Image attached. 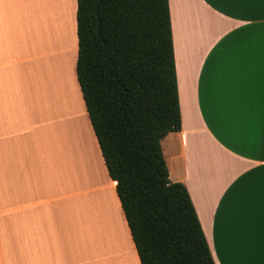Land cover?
<instances>
[{"label": "crops", "instance_id": "0c3cea01", "mask_svg": "<svg viewBox=\"0 0 264 264\" xmlns=\"http://www.w3.org/2000/svg\"><path fill=\"white\" fill-rule=\"evenodd\" d=\"M68 3L60 13L65 0H0V264H141L70 76L76 0L73 24ZM37 4L42 47L31 51ZM168 6L181 118L161 140L169 178L186 186L214 264H264V0ZM31 61L43 84L34 107L43 100L61 117L73 107L79 130L67 142L39 133Z\"/></svg>", "mask_w": 264, "mask_h": 264}, {"label": "trees", "instance_id": "16d2710c", "mask_svg": "<svg viewBox=\"0 0 264 264\" xmlns=\"http://www.w3.org/2000/svg\"><path fill=\"white\" fill-rule=\"evenodd\" d=\"M76 77L141 264H214L161 140L181 125L168 0H76Z\"/></svg>", "mask_w": 264, "mask_h": 264}, {"label": "rangeland", "instance_id": "374dc122", "mask_svg": "<svg viewBox=\"0 0 264 264\" xmlns=\"http://www.w3.org/2000/svg\"><path fill=\"white\" fill-rule=\"evenodd\" d=\"M67 2H69L68 4H69L70 12L72 14V24H73L74 0H65V6L60 10V13H65L66 12V3ZM59 6H60V4L58 5V7ZM38 11H39V13H36ZM40 11H41L40 7L37 4V10H34L32 12V13H34V19L36 21H38L39 17L42 19V14H41L42 11L41 12ZM36 21H34V25H33V29H34L33 37L34 38H33L32 41H34V42L30 44V50L31 51L40 50L41 47H42L40 43L38 44L39 47H37V44H36V41H35V36H37V34H38V31H37L38 28L40 29V31L42 29V26H40V21H38L39 22V26H37L38 22H36ZM57 23L59 24V21H57ZM28 29H29V27H28ZM73 38L75 40V35L73 36ZM30 50L26 49V50H23V51L27 53V52H30ZM31 64H32V61H31ZM31 64H30L29 73H28V76H29V79H30V87H31L28 90L29 91V100L32 101L33 109H34V112L36 114V121L37 122H41L40 124L37 125L39 133L53 135V137L56 140L59 139L60 142H61L67 136L66 135L67 132L69 134L71 133V127L74 130H76V132H77V130H79V128H77L75 123L73 122L74 121V119H73V107H69V110H68L67 114H65L63 117H61L60 115L56 116L50 110L46 111L45 107H44V105L42 103L43 100H41L38 103V108H37V106L34 107V102H35L34 101L35 100L34 93H35V89L38 88V87H43V84H42V79H41V71H42L41 68L38 69L37 67H35L33 65V64H35L34 62L32 64V66H31ZM71 67L73 68V61L72 60H71ZM72 68H71L70 76H71V78H74L73 71H74V74H75V68H73V69ZM75 78H76V76H75ZM29 79H27V77H26V81L27 82L29 81ZM15 81H19V82L21 81L19 75H17L15 77ZM76 82H77V80H76ZM77 85H78V83H77ZM69 88H73V87H69ZM15 92H16L15 95H17V97H20L21 99H24L23 92H22V87H15ZM72 99H74V101L75 100L77 101V106H75L76 110H78L79 112L82 111V109H81L82 108V104H81V99L82 98H81V96H79V92H78L77 87H75V91L73 92V98ZM75 104H76V102H75ZM61 118L67 119V122H62ZM80 118L83 119V116H82L81 113H80ZM78 136L81 138V137H83V134L80 133ZM65 141H66V139H65ZM59 146L61 147L60 143H59Z\"/></svg>", "mask_w": 264, "mask_h": 264}, {"label": "bare ground", "instance_id": "6f19581e", "mask_svg": "<svg viewBox=\"0 0 264 264\" xmlns=\"http://www.w3.org/2000/svg\"><path fill=\"white\" fill-rule=\"evenodd\" d=\"M76 106H77V103H76Z\"/></svg>", "mask_w": 264, "mask_h": 264}]
</instances>
